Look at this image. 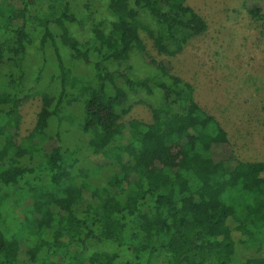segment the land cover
Instances as JSON below:
<instances>
[{
  "label": "trees",
  "instance_id": "obj_1",
  "mask_svg": "<svg viewBox=\"0 0 264 264\" xmlns=\"http://www.w3.org/2000/svg\"><path fill=\"white\" fill-rule=\"evenodd\" d=\"M186 1L83 0L78 14L75 0H0V264H233L237 236L257 251L242 264H264V162L215 157L226 131L140 36L180 54L208 29ZM136 55L155 73L134 77ZM154 89L151 122H125L131 95Z\"/></svg>",
  "mask_w": 264,
  "mask_h": 264
},
{
  "label": "rangeland",
  "instance_id": "obj_2",
  "mask_svg": "<svg viewBox=\"0 0 264 264\" xmlns=\"http://www.w3.org/2000/svg\"><path fill=\"white\" fill-rule=\"evenodd\" d=\"M84 3L75 0L78 14L83 12ZM186 4L206 21L205 34L190 40L180 54L170 58L158 55L152 41L141 32L147 53L165 63L173 75L191 84L195 101L226 131L230 147L217 148L214 152L217 159L231 158L232 167L238 161L264 162V0H187ZM250 8L258 9L256 17L248 13ZM90 9L95 20L111 21L105 3L93 2ZM74 32L80 41L88 40L91 35L88 25L84 28L76 25ZM132 66L134 77L144 78L155 73L148 61L137 55ZM159 98L158 89H154V96L141 91L131 95L130 103L134 107L124 121L136 119L150 123L151 111L147 105L156 106ZM40 107L38 97L21 107L18 142L33 130ZM78 110L76 104L70 108L73 114H78ZM79 136L76 132L67 135L66 145H74ZM76 157L82 160L79 153ZM94 162L104 165L101 158ZM234 226L232 223L231 228ZM237 237L233 264H242L248 255L256 256L257 251L256 247L246 249L240 245L241 237Z\"/></svg>",
  "mask_w": 264,
  "mask_h": 264
}]
</instances>
